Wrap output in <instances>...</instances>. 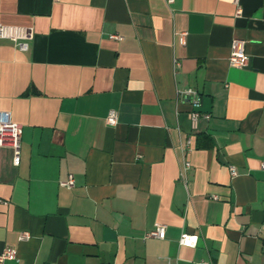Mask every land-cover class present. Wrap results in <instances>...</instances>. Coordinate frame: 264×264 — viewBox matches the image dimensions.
<instances>
[{
  "label": "crops",
  "instance_id": "1",
  "mask_svg": "<svg viewBox=\"0 0 264 264\" xmlns=\"http://www.w3.org/2000/svg\"><path fill=\"white\" fill-rule=\"evenodd\" d=\"M239 4L0 0V23L34 27L25 50L0 38V110L21 124L18 164L0 146V264H264V0Z\"/></svg>",
  "mask_w": 264,
  "mask_h": 264
},
{
  "label": "built area",
  "instance_id": "2",
  "mask_svg": "<svg viewBox=\"0 0 264 264\" xmlns=\"http://www.w3.org/2000/svg\"><path fill=\"white\" fill-rule=\"evenodd\" d=\"M166 3L170 4L174 0H165ZM236 6V13L239 14L241 11L239 0H234ZM34 36V27L25 26L18 24H3L0 23V38H8L12 40L20 50L27 48V40ZM112 38L121 39L118 34H112ZM249 59L248 54L245 50V40L240 38H234L230 44V53L228 56V62L234 67H243L247 64ZM182 98H187L191 104L190 111V123L191 129L195 130L198 127V121L201 117H208V114L202 113L200 110L201 100L197 90L193 88H186L180 91ZM106 122L110 125H114L117 122L115 112L110 111L106 116ZM20 136H21V124L11 119L5 118L3 112L0 110V146H8L13 150V163L18 164L19 162V147H20ZM192 136L191 134L186 138V152L192 150ZM190 166L189 160L184 161L183 169ZM261 168L264 169V161L261 162ZM232 175L236 174L234 166H230ZM60 185L66 187H72L74 185V178L72 174H69L65 180H61ZM147 235L155 236L158 238L165 237V226L158 224L154 229L147 232ZM30 237L29 232L22 231L18 235L19 240H25ZM198 236L193 233L183 232L178 242L180 245L194 247L197 243ZM17 259V249L14 246H5L2 252H0V263L5 260ZM166 264H171L169 261ZM197 264H209L207 262H198Z\"/></svg>",
  "mask_w": 264,
  "mask_h": 264
}]
</instances>
